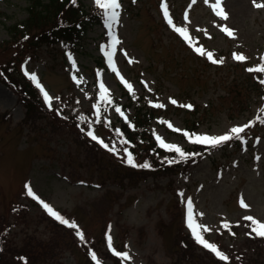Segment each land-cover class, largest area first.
<instances>
[{
  "label": "rangeland",
  "instance_id": "obj_1",
  "mask_svg": "<svg viewBox=\"0 0 264 264\" xmlns=\"http://www.w3.org/2000/svg\"><path fill=\"white\" fill-rule=\"evenodd\" d=\"M81 2L88 11L97 6L103 21L81 49L70 52L55 38L44 42L35 30L12 27L23 23L30 0H0V264H96L93 252L99 264H264V237L248 234L251 222L243 219L264 222V72L248 71L264 66V8L255 7L264 0H222L226 20L213 10L216 0H119V22L112 28L95 0ZM53 19L47 25L65 24L67 9ZM174 28H184L188 39ZM112 36L120 41L114 55L119 76L105 56ZM209 52L223 63L211 62ZM26 72L53 98L51 107ZM101 82L111 104L100 99ZM28 84L42 99L37 107L24 102ZM121 84L133 94L131 103ZM189 104L191 109L180 107ZM97 105L101 120H127L140 108L151 112L150 137L190 155L162 170L159 155L139 135L134 145L125 133L109 139V132L116 133L98 121ZM233 127H245L241 142H226L206 155L188 150L183 135L218 136ZM126 153L137 167L127 163ZM145 163L150 166H140ZM26 185L85 239L49 215ZM187 198L196 223L210 229L204 238L228 260L194 240ZM108 235L128 260L113 254Z\"/></svg>",
  "mask_w": 264,
  "mask_h": 264
},
{
  "label": "snow or ice",
  "instance_id": "obj_2",
  "mask_svg": "<svg viewBox=\"0 0 264 264\" xmlns=\"http://www.w3.org/2000/svg\"><path fill=\"white\" fill-rule=\"evenodd\" d=\"M96 4L102 8L105 12L106 18L109 21L108 23V27L112 28L113 24H117L119 22V9L121 7V4L119 2V0H95ZM133 2H135V0H133ZM196 0H193V3H195ZM222 5V0H216L215 4L213 5V10L216 12V15L219 16L221 19L226 20L227 14L223 11V8L221 7ZM256 8H264V4H255ZM164 9V15L165 18L167 19V22L169 25H172V20L171 18H169V13H168V9H167V5L163 6ZM185 19H187V15L185 16ZM174 30L176 32H178L181 36L185 37V39L187 40V33L186 30L184 28H174ZM222 31L226 32L229 36H232L233 33L230 29L228 28H222ZM112 43H111V51H105V56L107 58V62L108 65L110 67V69L115 72L118 76H119V72L117 71V68L115 66L114 63V55H115V48L116 46L120 43L119 39H117L115 36H112ZM190 43V41H189ZM200 55H204L203 50H201L200 48H196L195 49ZM125 55H127L125 53ZM208 59L213 62V63H223V60H216L213 59V55L211 52H209L207 54ZM71 59V57H69ZM234 58L240 61H243L245 59L244 56L242 55H234ZM73 67H75V61H73ZM248 71H257V72H264V66H261L257 69H251L249 68ZM26 75H28V78L30 80H32L35 83V86L43 93V97L46 103L49 104V106L51 107V102H52V97L49 95V93L47 91H45L44 87L41 85L40 81L37 79L35 74H31L29 75V73H25ZM75 79V77H74ZM83 78H79V80H77V82L79 83L80 80H82ZM122 83H124L125 87L129 90V92H132V85L129 84L127 81L124 80V78L121 76L120 77ZM261 83H264V80L261 81ZM100 88V99L102 101H105L108 104H111V100L109 99V93H108V89L105 87L104 83L101 82L99 85ZM173 105L177 104V101L175 99H172L170 101ZM153 107L156 108H163L164 105L163 104H154L152 105ZM180 107H187L189 109L192 108V105H180ZM97 108V113H98V120H99V105L96 106ZM116 112L121 113V115H123V113L121 112V109L119 107H117L115 109ZM264 111V110H262ZM163 123V121H162ZM169 128H172L173 131H177L180 132L182 131L181 129L178 128H173V125L171 123L168 124ZM245 131V127H233L230 129L229 133L223 134V135H218V136H212V135H207V134H201V135H197V134H193V133H188V132H183V135L188 138L190 143L193 144H202L211 148H216L226 142H229L233 139H240L241 138V133H243ZM88 136L91 137V139L97 141L98 143H101L103 147L108 148L107 144H104V142L102 140H99L97 135L94 134L92 131H89ZM157 141L159 142L160 146L162 148L167 149L168 151H172L177 153L181 158H187L190 154L185 153L180 147L176 146V145H172V144H166L164 142V140H162L159 136L156 137ZM127 155V163L132 166V167H137V165L134 162L133 156L131 153H126ZM141 167H149L150 165L145 163L143 165H140ZM26 189H27V194L32 197L33 199L38 200L42 206L44 207V209L48 212L49 215H51L52 217H54L55 219H57L61 224L67 225L69 228H77L75 223H69V221L65 220L58 212L54 211L53 208L51 206H49V204L45 203L44 201L40 200L38 196H36L33 192V189L30 186L26 185ZM181 196H183V193L180 194ZM240 206L242 208L247 209L249 207V205H247L245 203V200L243 199V197H241L240 201ZM187 227L189 228V230L192 233V236L194 238V240L200 244L201 246H203L205 249L211 251L212 253H214L219 259L221 260H228V256L225 255L222 251L218 250L217 246L213 243L208 242L204 236L203 233L210 231V229L204 225L198 224L196 223V221L193 218V201L191 198H187ZM244 220L246 221H250L251 222V233H255L256 236L259 237H264V222H260L259 220L253 218L252 216H245L243 217ZM222 227H224L225 229L229 228V225L227 223L223 224ZM233 235H235V233H232ZM77 235L79 236V238L83 241L85 239L84 234L82 232L79 231V229L77 228ZM107 244L110 250H112L113 254L116 255L117 257L123 259V260H128L129 256L128 253L126 252H119L117 251L114 247H113V240L111 235L107 236ZM92 259L94 261H96V264H99V260L97 258V254L95 252L92 253Z\"/></svg>",
  "mask_w": 264,
  "mask_h": 264
},
{
  "label": "trees",
  "instance_id": "obj_3",
  "mask_svg": "<svg viewBox=\"0 0 264 264\" xmlns=\"http://www.w3.org/2000/svg\"><path fill=\"white\" fill-rule=\"evenodd\" d=\"M70 1L71 0H30L27 8L28 15L23 23L14 24L12 27L22 31L35 30L34 35L43 38L42 41L44 42H48L50 39L55 38V43H61L63 47L81 49L85 44L88 32L94 26L101 23L102 15L97 8L91 11L86 10L81 0H74V2L66 8ZM65 9H67V15H69V19L65 24L60 25V23H58V25H47V23L52 22L54 20L53 18H56ZM27 86L29 90H25L27 94L24 102L28 106H36L35 103L39 105L42 104V99L35 88L30 84ZM122 89L124 90L123 87ZM126 96V101L131 103L133 101V95L126 92ZM141 110L143 109L140 108V110H135L129 120L124 121L117 118L114 122L101 119L99 121L100 123L103 122L102 124L104 127L108 125L106 129H111L113 133H116L115 137V135H110L109 132V138L112 140H114V138L118 139L121 133H125L126 139L133 144V140L136 138L135 136L139 135L140 140L145 142V146L150 148L152 153L159 155L158 158L161 160L160 167L162 170L172 168L178 163L181 157L175 159L174 152L164 150L154 141L153 137H150L149 134L151 131L148 129L149 122H147V120L151 112L150 114H142L140 112ZM77 117H82V115H78ZM78 122L81 121L78 120ZM117 127L118 130L116 132L115 129H117ZM85 138L87 137L85 136ZM235 140L236 139H233L231 142ZM240 141L241 139L237 140V144ZM188 150H194L197 155H205L210 151L205 145L193 143L191 147H188Z\"/></svg>",
  "mask_w": 264,
  "mask_h": 264
}]
</instances>
